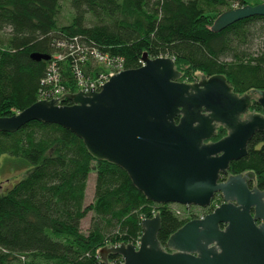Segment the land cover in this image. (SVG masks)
I'll return each mask as SVG.
<instances>
[{"label": "trees", "instance_id": "obj_1", "mask_svg": "<svg viewBox=\"0 0 264 264\" xmlns=\"http://www.w3.org/2000/svg\"><path fill=\"white\" fill-rule=\"evenodd\" d=\"M68 4L71 14L61 24V0H0V117L38 100L41 80L55 54L62 55L55 62L67 92H76L75 64L85 74L100 70L89 55L91 48L120 56L127 69L139 67L146 52L173 58L181 81L222 74L239 95L264 90V16L239 20L218 32L210 29L221 12L250 4L248 0ZM71 45L75 52L68 49ZM32 53L49 58L33 60ZM61 104L70 101L63 99ZM250 111L261 113L262 108L252 100ZM225 134L218 127L212 140ZM3 154L15 171L19 166L24 170L0 191V264H103L98 251L136 243L143 218L159 213L157 237L163 246L188 220L175 215L171 203L148 200L123 169L92 156L82 139L59 125L33 120L14 132L0 131V157ZM249 171L254 184L264 190V132H256L246 155L228 168L229 174ZM91 172L93 198L85 204ZM216 197L213 201L219 204ZM88 213L90 225L83 231L81 221ZM119 260L109 255L110 262Z\"/></svg>", "mask_w": 264, "mask_h": 264}, {"label": "water", "instance_id": "obj_2", "mask_svg": "<svg viewBox=\"0 0 264 264\" xmlns=\"http://www.w3.org/2000/svg\"><path fill=\"white\" fill-rule=\"evenodd\" d=\"M251 16H264V1L221 12L211 31ZM33 60L48 59L32 53ZM111 75L99 90L40 99L8 117L0 131L14 132L30 121L56 124L82 139L88 152L129 176L150 201L207 207L216 193L222 202L201 219L187 220L163 246L160 216L140 221L138 243L102 247L120 264H264V190L249 188V171L229 174L230 162L246 155L256 132H264V90L239 95L222 74L181 81L168 56ZM63 99L70 104H61ZM255 100L261 113L251 112ZM218 127L226 134L212 140ZM260 221L259 223H256Z\"/></svg>", "mask_w": 264, "mask_h": 264}, {"label": "built area", "instance_id": "obj_3", "mask_svg": "<svg viewBox=\"0 0 264 264\" xmlns=\"http://www.w3.org/2000/svg\"><path fill=\"white\" fill-rule=\"evenodd\" d=\"M72 52H75V48L73 45L69 46L68 48ZM88 51V50H87ZM90 57L95 60V62L100 66V70L96 73L85 74L80 67L75 64L73 66V76L74 81L77 87V91L82 92H89L90 89L93 87V90H99L101 85L108 81L111 75L122 71L124 68V61L120 56H109L108 54H101L97 49L91 48L90 49ZM55 60L48 65L46 76L41 80L42 90L40 92V99H52V98H61L62 95L69 93L67 92L61 77L59 75V70L57 68L56 62L62 59L61 54L54 55ZM84 57H79V60H82ZM143 64V60H141V64ZM76 91V92H77ZM218 204L215 203L214 206ZM194 205H175L171 204L172 211L175 215L193 219V218H203L206 213L203 207L196 206L197 208L193 207ZM213 210V209H212ZM211 210V211H212ZM210 211V212H211ZM155 213H153L154 215ZM152 215V216H153ZM139 241V240H138ZM138 241L136 243H138ZM116 264L121 263V259L117 262H113Z\"/></svg>", "mask_w": 264, "mask_h": 264}, {"label": "rangeland", "instance_id": "obj_4", "mask_svg": "<svg viewBox=\"0 0 264 264\" xmlns=\"http://www.w3.org/2000/svg\"><path fill=\"white\" fill-rule=\"evenodd\" d=\"M248 1L250 4H256V3L263 2V0H248ZM61 4H62V11L60 14L59 22L61 24H65L68 22V19H69L68 17L71 14V10H70V5L68 4V0H61ZM7 158H9V156H7L6 154L1 155L0 157V191H4L6 187H9L11 183H14L15 180L18 179L23 174V170H24V166H19V168L15 171L13 166L11 164L9 165V160ZM94 176L95 175L92 172L89 174V179H88L87 189H86L85 204H88L89 202H91L93 198L94 178H95ZM215 196L216 195H214V198ZM219 198H220L219 200L222 202V197H219ZM193 207L197 208L195 205ZM90 220H91V213H88L82 219L81 229L83 231H86L89 228Z\"/></svg>", "mask_w": 264, "mask_h": 264}, {"label": "flooded vegetation", "instance_id": "obj_5", "mask_svg": "<svg viewBox=\"0 0 264 264\" xmlns=\"http://www.w3.org/2000/svg\"><path fill=\"white\" fill-rule=\"evenodd\" d=\"M255 179V178H254ZM248 182V186H249V188H252L253 186H256L255 184H254V180L252 181V180H248L247 181ZM216 196H217V198H219V197H221V194H219V193H216L215 194ZM214 198V197H213ZM213 198H212V200H211V203L207 206V207H205L204 208V211L205 212H207V208H210L211 207V205L213 206L212 208H211V210L212 209H214L216 206H214V204L216 203L215 201H213ZM221 203V201H219V204ZM218 204V205H219ZM175 205H179V204H175ZM179 206H183V205H179ZM210 210V211H211ZM194 219V218H193ZM188 220H190V219H188ZM260 221H257L256 223H259Z\"/></svg>", "mask_w": 264, "mask_h": 264}]
</instances>
